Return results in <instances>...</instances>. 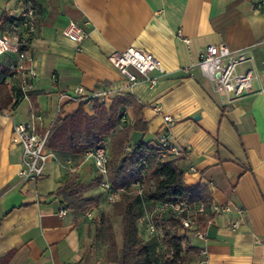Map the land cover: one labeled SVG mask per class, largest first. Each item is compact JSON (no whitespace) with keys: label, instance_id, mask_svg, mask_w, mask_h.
Instances as JSON below:
<instances>
[{"label":"crops","instance_id":"1","mask_svg":"<svg viewBox=\"0 0 264 264\" xmlns=\"http://www.w3.org/2000/svg\"><path fill=\"white\" fill-rule=\"evenodd\" d=\"M24 0H0V29ZM37 34L31 43L29 67L38 74L29 99L15 103L20 75L11 71L16 57H0V84L13 104L0 111V261L9 264H109L107 247L99 242L90 212L65 209L56 191L75 179L81 196L95 197L99 188L92 160L85 155L51 150L44 176L25 182L18 173L22 148L14 145L13 126L37 111L51 128L58 116L74 114L81 104L89 115L96 103L63 98L82 88L86 96L109 92L105 104L132 97L122 107L113 132L134 125L139 116L147 136L130 133V146L143 138L158 143L170 116L172 141L183 149L178 168L190 187L203 186L215 207L235 209L213 218L207 240L173 229L181 238L189 264H264V7L256 0H32ZM83 26L89 37L81 44L65 36L69 22ZM178 31L189 40L185 43ZM224 45L232 52L248 51L260 81L252 92L228 104L197 67L208 46ZM136 48L152 54L164 75L156 85L130 86L108 61L116 51ZM252 68L246 64L244 72ZM155 76V74H152ZM153 105L161 109L156 112ZM105 142L110 144L111 139ZM75 169V172L70 171ZM100 189V188H99ZM101 191V190H100ZM107 201V200H106ZM239 222L237 228L234 223ZM139 225L143 226L139 221ZM169 229V225H168ZM146 237H148L146 235ZM207 253L205 255L204 253Z\"/></svg>","mask_w":264,"mask_h":264},{"label":"built area","instance_id":"2","mask_svg":"<svg viewBox=\"0 0 264 264\" xmlns=\"http://www.w3.org/2000/svg\"><path fill=\"white\" fill-rule=\"evenodd\" d=\"M32 0H24L23 4L15 12L10 13L7 22L0 29V57L11 55L16 57L15 63L10 66L12 72L20 75L18 86L24 99H29L35 90L34 80L38 74L34 68L28 66L31 62L29 50L37 34V13ZM259 6L264 7V0H256ZM65 36L77 44H81L89 37L88 31L78 23H68L64 32ZM178 37L185 43L189 40L184 38L181 31ZM109 63L125 77L132 87L141 82V79L154 86L158 83L159 77L164 75L161 63L152 54L145 51L128 48L124 51H116L108 56ZM251 64L252 68L240 72L239 68ZM254 58L248 51L232 52L224 45L208 46L197 64L202 75L213 85L214 91L225 96L228 104L242 99L252 92L254 82H259L258 71L253 66ZM155 74V76H152ZM264 92V87L260 90ZM109 92H100L90 96L84 94L82 88H77L71 95H63V98L77 99L83 103H91L94 100L105 102ZM156 112L161 109L153 105ZM124 119V117H123ZM122 119V120H123ZM165 126L163 133L158 139V148L161 151V162L168 158H179L183 149L172 141L170 130L174 120L170 116L164 117ZM51 137L50 128L45 126L43 117L34 111L25 122L15 123L13 126L14 145L22 148V167L18 176L25 182H38L44 176L45 169L51 153L49 151V140ZM125 151L131 153L130 146ZM110 144L104 142L100 147L87 152L86 159L92 160L97 176L98 187L106 197L107 202L115 203L121 194L127 193L126 189H114L108 181V167L111 159ZM75 172V169H70ZM136 194L143 198V185L137 183L133 186ZM144 208L147 206L144 203ZM235 209L240 215H244L241 207L234 204L223 206L206 205L204 203L192 206L183 200L164 201L155 204L152 210L146 212L140 218L145 226L146 232L151 237L159 235L156 220L158 217L169 215L180 224L182 231L192 233V236L200 241L207 240V229L212 224L213 217L222 213H230ZM67 210L62 209L60 215L65 216ZM200 217L207 219V226L202 227ZM239 222L234 223L237 228ZM264 246V240H259ZM207 255V253H204Z\"/></svg>","mask_w":264,"mask_h":264},{"label":"trees","instance_id":"3","mask_svg":"<svg viewBox=\"0 0 264 264\" xmlns=\"http://www.w3.org/2000/svg\"><path fill=\"white\" fill-rule=\"evenodd\" d=\"M0 84V111L13 104L11 95ZM15 103L22 100L23 95L19 88L14 89ZM135 103L132 97L117 98L108 107L104 102L96 103L94 114L89 115L83 104L78 110L67 117L58 116L50 126L51 137L49 149L67 151L73 155H85L87 152L100 147L108 138L111 139V159L108 167V181L114 189H126L127 193L120 196L122 213V245L118 246L113 228L107 230L109 246L106 261L109 264H189L183 256L185 248L180 237L173 232L180 224L169 215L163 216L168 221L169 232L164 239L160 234L157 237L143 236L139 225L142 217V206L153 207L164 201L183 200L195 206L200 203L212 204L211 194L206 187H190L185 183L184 174L178 168V160L168 158L161 162V151L158 143L146 141L144 138L135 146H130V133L142 132L147 136V124L140 114L132 126L114 134L119 120H122L120 111ZM130 146L131 153L125 151ZM147 182L153 187L144 191ZM137 183L143 185V198L136 194L133 188ZM75 179L67 181L56 191V197L65 205V210L75 213H85L97 206L95 199H85L81 196ZM161 218V217H160ZM203 228L207 226V219L200 217ZM146 231V229H145ZM168 245V252L159 261L161 249ZM15 251L9 252L0 264H9Z\"/></svg>","mask_w":264,"mask_h":264},{"label":"rangeland","instance_id":"4","mask_svg":"<svg viewBox=\"0 0 264 264\" xmlns=\"http://www.w3.org/2000/svg\"><path fill=\"white\" fill-rule=\"evenodd\" d=\"M98 184V183H97ZM153 184L152 182H147L144 186V191L152 189ZM95 197H98L100 199V205L98 202V199H95L98 203L97 206L93 209H89L88 212H90L92 215L90 216V223L95 231L94 235L96 239L99 242H104V245L107 247L109 246V238L107 234V230L109 228H113L116 240L118 243V246L121 247L122 245V213H121V206H120V199L116 201L115 203H109L106 201V197L102 194L99 188L95 189L94 193ZM152 210V207L144 208V205L142 206V216H145L146 212H149ZM158 231L161 236V238L164 239L165 234L169 232L168 229V221L166 219H163V217H158L156 220ZM145 226L143 225V229L141 230V233L143 236L146 237L147 233L145 231ZM165 244V242H164ZM168 252V245L165 244L163 249H161V254L159 256V261L163 259V257Z\"/></svg>","mask_w":264,"mask_h":264}]
</instances>
